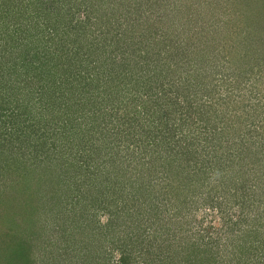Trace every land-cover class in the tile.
<instances>
[{
	"label": "trees",
	"instance_id": "obj_1",
	"mask_svg": "<svg viewBox=\"0 0 264 264\" xmlns=\"http://www.w3.org/2000/svg\"><path fill=\"white\" fill-rule=\"evenodd\" d=\"M123 1L78 0L74 10L73 0H0V228L7 229L0 243H10L0 250L10 264L47 256L43 216L81 209L69 199L64 206L74 188L81 199L94 192L95 212L114 201L120 208L111 212L128 229L120 264L150 256L152 264L160 257L164 264H230L219 253L218 229L204 223L229 207L240 211L244 230L260 232L264 0H219L217 16L205 0ZM156 7L177 18L163 12L160 21ZM41 20L44 29L32 34ZM162 84L178 94L169 101ZM16 91L21 110H10ZM41 164L53 173L45 183L35 168ZM187 208L205 211L178 235L161 218L171 210L165 218L186 217ZM155 213V243L133 257L140 233L155 230ZM78 220L93 221L81 213Z\"/></svg>",
	"mask_w": 264,
	"mask_h": 264
},
{
	"label": "rangeland",
	"instance_id": "obj_2",
	"mask_svg": "<svg viewBox=\"0 0 264 264\" xmlns=\"http://www.w3.org/2000/svg\"><path fill=\"white\" fill-rule=\"evenodd\" d=\"M77 1L78 0L74 2L73 0L74 4ZM160 1H163V3H166V4L170 2L171 5H177V6L181 5L180 0H160ZM199 1L204 2V0H199ZM217 1L219 0H205L206 5L211 6L209 7V12H211V16H214V15L217 16L218 14H220V11L219 13L218 11H216L217 10L216 7H218L216 4ZM185 2L186 4L187 3L197 4L196 0H186ZM77 3L79 4V2ZM119 3L124 5L126 1L124 3L123 0H120ZM74 6H75L74 10L80 9V5L75 4ZM213 6H216V7H213ZM162 7H164V5ZM123 8L125 7L123 6ZM158 8H160V10L158 11L160 12V14L158 15L157 19L160 18V15H163V12L167 13L166 11H163L161 7H158ZM158 8L156 7V10H158ZM3 10H5V8H3ZM82 11H83V7L81 9V13ZM150 12L153 13V17L155 18L157 11H150ZM81 13L80 15H83V13L82 14ZM173 13L175 17L177 18L176 13L174 11L167 13V14H169V17H171L172 15L170 14H173ZM202 14L205 15L206 12L202 11ZM165 15H163L160 18V21L166 18ZM206 16L207 15H205L204 18H206ZM7 22H9V20ZM36 22H39V21H36ZM40 22L41 23L33 24V27L31 28V30L34 29L31 32L32 34H34L35 32L37 33V31L40 29H44L43 25H46V23L45 22L43 23V20H41ZM93 22H95V20H92L91 23L89 22L90 24L88 25L87 29L91 30V28L94 26ZM52 27L54 26H50V28ZM65 27H67V24ZM26 35L27 33L23 36H26ZM73 38L74 36H71L70 38L67 39V43L69 47H72L71 44H72ZM45 39H48V38H45ZM23 90L24 89H22V91ZM162 90H167L168 92V86L167 85L163 86L162 84ZM13 94H14L13 96L14 101L12 103L13 106L11 105L9 109L18 110L19 109L18 103H20L21 97H20V94L17 93V91ZM177 94H178L177 90L169 91L168 96H167L169 101L172 100V98L175 97ZM26 103L28 105V108H30L31 107L30 104H32L33 102H26ZM55 117H57L58 120L63 118V117H60V114L59 116H55ZM20 124L22 125L21 122ZM54 124H56V121H54ZM50 165L41 164L40 166L35 167L36 172H38V177L41 179L42 183H45L47 181V178H49L51 174L53 175V173L51 172V169L48 168V166ZM244 165H246L245 167L250 168L249 166H247V163H245ZM259 166H261L260 172L261 170H264V164H261ZM261 180L264 181V179H261ZM155 189H154V193H155ZM93 194L94 192L90 194L88 192V196L82 199L80 198V196L73 197V195H75V188H74V190L69 191L66 195V198L63 199L64 206L66 205V200L69 199L70 204L72 203V206L74 205L80 206L81 209H72V211H65L66 216H63V217L62 216L60 217L61 215L60 212H59V217H56V218L51 215H49L48 217L43 216L42 221L48 226H47V230L43 231L42 238L45 241H48V245L45 246V251L47 252V256L39 259V262L41 264H44L46 262L50 264H83L84 261H87L86 263H90V264H120L121 263L120 261L121 255H122L121 240L123 239L124 236L125 237L127 236L128 229L122 225L121 218H116V215L114 216L111 214V212L120 211V208L117 207L118 205H116V202L114 201L113 203H111L110 207H107V208L100 207V208H97V212H95L94 210H92L93 203L91 200V195ZM133 199L135 198H132L131 200ZM131 200L128 201L127 199V200H124V202H126L127 206H129L132 204ZM134 202H135L136 209H137V210H134V212L136 213L140 212L139 210L140 205L137 204L139 201L135 199ZM174 209H177V208H174ZM187 210L189 209L187 208ZM203 211L205 210L202 209L199 212H194V210L191 209L187 211L188 216L186 217L181 216V218L179 217L171 218V216L175 214L176 212V210H171L170 212L172 213L170 217L165 218L167 214L170 213V212H166L163 214L161 219L167 223L172 221L173 222L172 227H176V229L178 230H176L175 232L178 235H180L181 231L184 232L186 226L188 225L187 222H190L193 220L194 215H198L197 219L200 218L199 216L203 217L202 215ZM255 211H257L256 208L252 210L253 213ZM80 213L83 214L84 220L87 218V220H93V221H88V223H85V224L82 223L81 220H78L80 217ZM156 213L150 214V218H149L150 224H151L150 228L153 227L155 228V230L152 229L151 233L147 235H144L143 232L140 233L141 239L139 238L138 241L134 242L132 245L133 249L131 250L132 251L131 254L133 257L138 256L140 254H145L144 252L145 249H142V248L148 244H150V248H152L151 243H155L154 234H156L157 232L158 225L154 217L157 216L158 214L160 215L159 212L157 213V215ZM256 215L257 216L261 215V218L259 220V227H258V229H260V232H257V233H254L257 229L253 232L250 231V229H253L251 228L252 225H248L249 227L248 232L246 231V229L248 228L247 226L245 230H244L245 228L244 224L240 226V224L243 221V216L240 221V224L239 225L237 224L238 223L237 221L239 220L241 215H240V211L236 210L234 207L223 209L221 214H218V215L211 214V216H207V218L204 220L205 225H207L206 223H210V224L212 223L216 227V229H218L217 234H216V239H217V242L220 248L219 253L221 252L222 259L224 260L228 259V261L230 260V264H239V263L243 264L244 262H247V261H251L253 264H256L259 259L257 257L259 254L263 256L261 258H263L264 260V247L261 246V244L264 243V239L263 240L261 239L264 235V212L262 214L257 213ZM163 217L165 218V220ZM110 220L112 221L111 222L112 224L106 225L107 222H110ZM163 221H161L158 224H161ZM163 231H164L163 233L164 236H170V233H171L170 230H163ZM1 232L6 233L7 229L1 227L0 233ZM6 240L0 243L1 247H3L5 243H8V245H10V243ZM227 243H231V244H227ZM240 243L243 244V249L241 248V246L237 247L238 244ZM156 244L158 243L156 242ZM258 244L259 246L257 247ZM234 246H236L237 248L235 249V252L233 253L231 249L234 248ZM226 247L227 249L229 248L228 250L229 254L225 253L224 251V248ZM239 248L240 250L238 253L243 254L244 256L242 257L236 256L237 250ZM0 255H2L0 256V258L5 260L3 261L0 259V262L5 263V264L11 263L10 261L11 259H9L8 255L5 256L1 250H0ZM38 255H40L39 252H38ZM145 256L146 255H144L143 258H145ZM35 257H37V255ZM152 258L153 257L150 256V259H148L147 262L144 261V264L154 263L155 261L152 262L151 260ZM157 259L161 261V263L159 264H164L161 257ZM240 259H245V260L239 261Z\"/></svg>",
	"mask_w": 264,
	"mask_h": 264
}]
</instances>
